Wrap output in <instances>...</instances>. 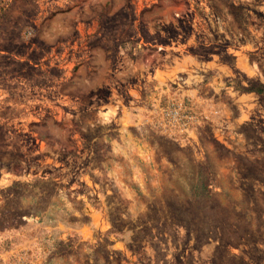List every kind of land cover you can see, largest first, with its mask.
<instances>
[{
    "label": "rangeland",
    "instance_id": "374dc122",
    "mask_svg": "<svg viewBox=\"0 0 264 264\" xmlns=\"http://www.w3.org/2000/svg\"><path fill=\"white\" fill-rule=\"evenodd\" d=\"M260 91L264 0H0V264H264Z\"/></svg>",
    "mask_w": 264,
    "mask_h": 264
},
{
    "label": "trees",
    "instance_id": "16d2710c",
    "mask_svg": "<svg viewBox=\"0 0 264 264\" xmlns=\"http://www.w3.org/2000/svg\"><path fill=\"white\" fill-rule=\"evenodd\" d=\"M261 93H263L264 95V91H260ZM192 196L194 198V212H198L200 210V208H202V204H203V194L205 192V188L204 185L201 184L200 186H195L194 188H192Z\"/></svg>",
    "mask_w": 264,
    "mask_h": 264
}]
</instances>
